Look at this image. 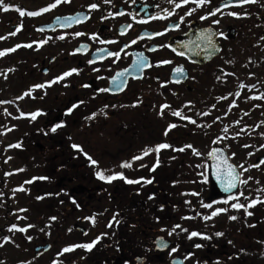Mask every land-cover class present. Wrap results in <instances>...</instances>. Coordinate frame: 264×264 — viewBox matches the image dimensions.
I'll return each instance as SVG.
<instances>
[{"label": "flooded vegetation", "instance_id": "obj_1", "mask_svg": "<svg viewBox=\"0 0 264 264\" xmlns=\"http://www.w3.org/2000/svg\"><path fill=\"white\" fill-rule=\"evenodd\" d=\"M21 1L25 12L21 30L24 40L19 49L14 48L15 51H12L15 52L14 57L9 56V67L13 69L22 66L18 74L24 77V81L38 82V85L45 86L24 89L22 86L16 88L14 83L12 90L7 88L6 92L14 99L21 97V91L26 90L28 94L23 96V101L27 104L31 100V93L40 100H48L51 106L48 120L54 115L57 123L64 119L63 112H67L66 117L76 121L79 116L90 113L87 106L93 111L101 108L108 119L113 118L114 125L110 130L116 129L118 135H121L126 101L118 96L122 93L114 92L117 96L110 102L111 96L107 95L109 91L100 90L108 89L116 73L131 66L137 59V53H142L150 66L143 69L141 74L140 68L136 67L133 74L128 76L123 92L129 90L127 101L137 102L138 98L141 101L145 96L146 104L169 103L173 106L174 103L189 102L191 95H194L195 101L206 109H216V117L221 115L217 113L219 105L226 101L236 102L232 133L238 137L235 142L237 144H227L225 147L227 151L241 152L236 153L233 161L238 167L243 165V168L240 167L241 181L247 183H240L237 192L233 194L213 199L207 175L208 156L201 162L204 167L200 174L196 175V171H192L191 165H188L191 162L184 158L175 162L170 150L166 174L149 177L151 188L147 197H152L156 202L153 203L154 207H148L141 195L143 174L136 167L142 166V163L139 161L138 164L136 160V163L126 167L122 177L111 181L112 185L103 186L102 190L95 192L83 191L88 193L91 200H105L106 209L119 214L117 227H113L116 232L112 230L110 236L106 230L103 239L91 242L95 254L88 257L87 264H173L176 256H181L184 264H264V176L255 175L256 171H264V163L259 162L258 168L250 167L255 165L259 155H264V147H261L264 145V0H246L242 3L239 0H208L199 7L189 0V3L180 8H175L168 0H111V3H105L104 0H71L70 3L62 2L45 12L40 10L48 8L55 0ZM93 3L98 8L91 9L89 6ZM217 8L220 11L214 16L208 15ZM169 11L173 14L168 15ZM28 12L40 14L29 16ZM188 12L191 14H186ZM75 13H82L83 17L72 26H55L50 30L42 28L52 24L57 16ZM16 18L14 12L3 15L4 24L10 25L11 35L13 30L21 29V26L15 27L18 24ZM177 24L179 27H175ZM206 29H212L215 35ZM191 31L193 36L185 38ZM77 32L81 35H75ZM220 33H224V36H220ZM93 34L96 39L92 38ZM61 36L64 38L61 39ZM203 36L208 39H201ZM133 40H136L135 44L131 43ZM217 40L221 50L204 64L192 62L187 55L206 57L212 54L211 51L215 49L214 41ZM161 45L165 47H160ZM109 52H120V56H110ZM180 52L184 55H179ZM89 60L94 62L90 64ZM163 60L171 63L158 66V62ZM175 68L183 70V75L178 80L173 73ZM72 69H77V72L63 76ZM185 70H188L189 76L184 81ZM38 75L46 78L40 80ZM57 77L63 78L56 80ZM124 78L125 74L119 79L124 82ZM224 78L227 81L223 82ZM10 79L14 81L12 77ZM50 81L55 82L49 85L47 82ZM223 88L228 91L224 92ZM145 89H150L149 95H144ZM135 92L138 97L132 95ZM150 97L154 100L149 101ZM110 103L119 105L116 109L118 112L111 111ZM73 105L77 107L69 113L67 110ZM52 125L45 121L44 131L43 128L26 129L23 134L24 145H33L47 152L58 151L63 145V140L58 138L61 128H57L54 134L47 135L46 131ZM132 132L137 134L138 131L134 129ZM46 135L47 141L41 143ZM246 135L256 143L243 141L242 137ZM128 150L137 149L130 144ZM245 151L248 153H243ZM60 157L58 153L56 158ZM244 168L248 170L244 171ZM60 171L61 165H56L54 172L57 174ZM55 180L57 182V178ZM129 180L137 182L128 183ZM8 184L9 178L5 180L1 176L0 202L9 198L8 189L4 188ZM41 184L45 182L41 181ZM58 185L60 186V182ZM43 187L45 186L41 185L40 189ZM191 187L194 198L201 200V205H212L211 208L203 206V216L217 208H225L227 211L219 215L226 219L221 218L219 223L205 222L199 228L190 223L183 227V223L176 220L175 188L185 196L191 194ZM96 194L100 196L93 197ZM225 200L228 201L227 204L224 203ZM254 200L260 202L247 207V212L251 215L243 208H231L233 203L248 206ZM160 201H163L162 204ZM4 216L5 214H0V219L9 218V214ZM230 216H236V219L231 220ZM175 225L180 227L172 231ZM180 228L182 230H176ZM199 231L201 237H192L196 241L188 238L191 232ZM9 232L10 225L7 222L0 224L1 238L8 239ZM169 232L172 234L169 235ZM216 233L222 235L217 236ZM159 236L172 242L169 249L159 251L156 248ZM197 244L201 247H195ZM4 248L5 246H1V254ZM172 248L177 250L172 252ZM139 255L144 259L137 263ZM3 260L6 262H2ZM11 262V257H0L1 264Z\"/></svg>", "mask_w": 264, "mask_h": 264}, {"label": "rangeland", "instance_id": "obj_2", "mask_svg": "<svg viewBox=\"0 0 264 264\" xmlns=\"http://www.w3.org/2000/svg\"><path fill=\"white\" fill-rule=\"evenodd\" d=\"M32 3H34V2H32ZM15 36H17L19 40L24 39V34L23 33H18ZM6 55L10 56L8 53L3 52V55L0 56V60L8 61V56H6ZM38 76H39L40 80H43V79L46 78L45 76H42V75H38ZM14 83H15V85H18V84H21V83H24V82H22L21 80H18L16 78L14 79V81H9V79H6V85L3 86V87L12 90V87H14ZM35 83L36 82H34L33 85ZM224 86H225V84H224ZM223 91L227 92L228 89L223 88ZM1 92H3V90L0 89V93ZM236 100H239V99H236ZM226 102L223 103V105L221 107L222 108L221 109L222 116H224L223 115L224 111L227 110L226 109ZM34 103L37 104V102H35V101H34ZM220 106L221 105H219V107ZM228 108H229V105H228ZM215 111H216V109L213 112H212V110L208 111L207 109H203V110L200 111L201 114L206 113V114L202 115L204 119L199 120L200 124H202V126H204V128H205L206 135L203 136L202 133L204 132V130H203L202 127H196L195 128V132L191 133V135L189 137L186 136L185 140H184L185 143H190V145H194V146L197 145V148H199L202 151V153L203 152L205 153L208 150L207 145H203V144L205 142L209 143V144L213 143L217 139V137H218L220 132H221V134H223V136H222V138H223L222 140L223 141L222 142H226L227 144H230L232 146H233V144H237V143L234 142L236 136L231 132V130H229L230 127H231V122H233L231 117L233 116L234 112L233 111L231 112V110H230L231 113L229 112V114L227 116L216 117ZM217 113L220 114V112H218V111H217ZM4 117H6V116H4ZM242 139H243V141L249 140L250 144L251 143H256L255 141H253L252 137H249L247 135L245 137H242ZM180 140H182V137H180ZM199 140H201L202 142L197 144ZM103 143L104 142H101L100 146L98 148L104 149L105 147L102 146ZM2 144L3 145L0 148L5 151L4 155L8 157L9 156L8 154L10 152L7 151V149H6V146L8 144L7 140L3 139ZM198 145H201L202 148L200 146H198ZM192 149H195V148H193V146H192ZM188 152H189V160L196 161V162L200 161V159H198V157H197L198 154H199L198 151H194V150L191 151L190 149H188ZM236 153L238 154V153H241V152H236ZM243 153H248V152L245 151ZM14 161L15 160H13V162ZM13 162L10 161V163H12L11 164L12 166L11 165L9 166V170H14L15 174H17L16 172L20 171V168L23 167V162L22 161H19V162H16V163H13ZM7 169H8V167H7ZM14 180H15L14 183H16L17 180L16 179H14ZM69 186L70 185H68V187L66 189L67 191L69 189ZM21 194H23V193H21V190L18 191V192H15V194H14V201H12L13 202L12 208H15L16 211L19 208L24 209L26 207L21 202V199H22L21 198L22 197ZM16 196H17V198H15ZM41 200L43 201V199H41ZM46 203H47L46 204L47 205V211L44 214H50L49 216H51V219L54 217L55 219H52V221L54 223H55V220L59 219V217L56 218V214H59V209H62L64 215H67L68 219L66 220L65 217H63L61 219V220H63V224H61L60 227H57V228L51 227V229H48V230L46 228V230L44 231L45 232V238H46L47 242L52 243L53 247L51 248V250L47 251V253L44 255V257H45L44 260H42V262L39 263V264H76L78 261L75 258V256H76L75 251L74 250H70L68 252H64L63 251L65 248H70L71 246H69V245H71L73 243V241L74 242L78 241L79 238H80L79 234L73 228V225H74V222H76L75 221L76 219L73 217V215L71 216L72 210H70L72 208L74 209L75 206L74 205L69 206L70 204H68V206H67V203H68L67 201H64L62 203V206H59V203L57 201H52V200H48V199H47ZM0 207L1 208H3V207L5 208V205H2ZM32 213L37 215V212H33L32 211ZM74 215L77 216L78 213H74ZM15 216L18 217L17 214H15ZM72 218H74V219H72ZM80 218L81 217H78V219H80ZM34 220L37 221L38 219L33 217V216H30L29 219H27V217H25V220H24L25 223H24V221H22V219L19 222H20V224H24L25 225L27 222L31 221V223H32V221H34ZM183 222L187 223L186 220H184ZM49 227L50 226H48V228ZM19 228H23V226L19 225ZM21 234H22V236H21ZM21 234L19 232H15V235L13 234V236H14L13 239H14V241H19L22 244L23 248L21 247V252H23L26 255L24 257V259H26V258L31 259L32 253L30 252V249H31V244L32 243H30V241H32V239H30L28 241L26 233L25 232H21ZM51 240H53V241H51ZM16 243H14V245H13L14 248H15V246L18 247L16 245ZM33 245L34 244H32V247H33ZM57 249H61L63 251V257L61 259H60V257H56V255H55V252L57 251ZM19 250H20V248H19ZM11 254L13 255L12 252H11ZM17 254L20 255L19 253H17ZM53 255H54V257L51 259V257ZM18 258H20V257H18ZM78 260H79V258H78Z\"/></svg>", "mask_w": 264, "mask_h": 264}, {"label": "snow or ice", "instance_id": "obj_3", "mask_svg": "<svg viewBox=\"0 0 264 264\" xmlns=\"http://www.w3.org/2000/svg\"><path fill=\"white\" fill-rule=\"evenodd\" d=\"M62 2H63V3H70L71 0H55V3L51 4L48 8L42 9V10H40V11H41V12L49 11L50 8H55V7H57V5H59V4L62 3ZM104 2H105V3H111V0H104ZM133 2H135V0H133ZM168 2H169V3H173L174 6H175V8H180L183 4H187V3H189V0H180V2H176V0H168ZM192 2H193V3H196V4H197V7H199L200 5H202V4H204V3H207L208 0H192ZM239 2H241V3H242V2H246V0H239ZM0 5L3 6V10H5V11H7V10L9 9V5L3 4V0H0ZM89 7H90L91 9H96V8H98V5L95 4V3H93V4H91ZM194 10H195V9H193V11H194ZM16 11H18V12L20 13L21 16L25 15V12H24V11H21L19 8H17ZM165 11H167V10H165ZM219 11H220V9L217 8V9H215L214 11L209 12L208 15H209V16H214V15L216 14V12H219ZM39 14H40V12H28V13H27V15H29V16H35V15H39ZM117 14L122 15L123 13H117ZM172 14H173L172 12H170V11L168 12V15H172ZM186 14L190 15L191 12H188V13H186ZM229 14H230V15H238L237 13H229ZM206 18H207V17H201V19H206ZM57 19L59 20V19H61V18L58 17ZM62 19L66 22L64 26H69V23L73 20V17H64V18H62ZM80 19H81L80 16H77V17H76V20H77V21H79ZM181 20H183V17H181ZM213 23H219V21H213ZM129 27H131V26L129 25ZM175 27H179V25L177 24V25H175ZM13 34H14V33H13ZM121 34H123V32H122ZM162 34H163V33H156V35H162ZM75 35L79 36V35H81V33L77 32V33H75ZM219 35L223 37V36H224V33H220ZM60 38L63 39L64 37L61 36ZM92 38H93V39H96L95 34H93V37H92ZM141 38H142V37H141ZM225 38H226V37H225ZM201 39H208V37H207V36H203V37H201ZM104 42H105V41H101V43H104ZM109 42L111 43V42H114V41H109ZM209 42H211V41H209ZM131 43H132V44H135V43H136V40L131 41ZM27 46H28V47H31V45H27ZM17 47H19V45H18ZM160 47H165V45H161ZM153 50H155V49H153ZM11 51H14V49H12ZM100 51H103V50H100ZM173 51H176V50L173 49ZM178 54H179V55H184L183 52H180V53H178ZM0 55H3V53H0ZM108 55H110V56H115L116 58H119V56H120V52H115V53H111V52H109ZM88 62L91 64V63H93L94 61L89 60ZM170 63H171V61L163 60V61H159V62H158V66H159V65L170 64ZM134 66H136V67L142 69V68H144V67H146V66H150V65L147 64V62H146V60H145V58H144V56H143L142 53H137V59L134 61ZM125 71H127V70H125ZM72 72H77V69H72L70 72H66V73H64L63 76H68V75H70ZM173 73H174L175 77H176L177 80H178V78L181 77V76L183 75V70H182L181 68H175V69H173ZM119 75H120V76H123V73H120ZM62 78H63V77H57L56 80H59V79H62ZM218 79H219V77H218ZM54 82H55V81H50V82H47V83L50 85L51 83H54ZM112 84L115 85V88H116L117 90H122V87H123L124 82H123L122 80H120L119 77H113V78H112ZM44 86H45V85L40 84V85H34L33 87H34V88H43ZM109 90H110V89H101L100 91H109ZM27 94H28V93H26V95H27ZM237 95H238V94H237ZM223 98H226V97H222V99H223ZM0 103H2V102H0ZM81 103H82V102H81ZM75 107H77V105H73L72 108H69L67 111L70 113V112L72 111V109L75 108ZM164 107H168V106H163V105L161 106V112H160L161 115H163V108H164ZM39 114H40L39 112H36V113H30V114H28V115H30L32 119H35L36 116L39 115ZM204 114H206V113H204ZM204 114H201V115H204ZM21 115H24V114L22 113ZM172 115L177 116V117H181V113L178 112V111L173 112ZM92 116L94 117V116H95V113H93ZM181 118H182V119L189 120V121H190L191 123H193V124L196 123V121L193 120L191 117H186V116H184V117H181ZM88 119H91V117H88ZM237 123H238V121H237ZM60 126H61V125H59V124L56 125L55 127H53V128L51 129V131L55 132L56 129H57L58 127H60ZM174 127H176L175 124H170V125L168 126L169 129L174 128ZM165 135H167V130H166V132H165ZM10 147H11V146H10ZM16 147H19V145H16ZM72 147H73L74 149H79V150L82 151V149L80 148L79 145L73 144ZM170 147H171V145H169V144H167V143H161V144H158V145L155 146V152L158 154L159 151H160L161 149H166V148H170ZM187 147H191V146H187ZM246 147H247V145H246ZM261 147H264V145H262ZM180 150L183 151V149H180ZM151 151H153V149L149 148V149H147V150L144 151L143 155H148ZM197 154H198V153H197ZM85 155H86V154H85ZM208 155H209V157H211L213 160H216V159H217V156H216L215 152H210ZM233 155H235V154L233 153ZM249 155H251V153H249ZM88 159H89V161L91 162V164H93V165H95V164L97 163V161L92 160V158H91L90 156L88 157ZM133 159H134V160H135V159H142V157H141V156H137V157H133ZM157 163H159L158 160H157ZM224 163L226 164V169L220 168V167H218L217 165H213V167H214V169H216V171H215L214 174L217 176L218 179H220L221 183H226V187H225V189H224L226 192H230V191L232 190V188H235V187L237 186V183H238V182H240V183H247V181H240V180H239V175H240V174L236 172V167H235V166H233V165H231V164H227L226 160L224 161ZM260 163H264V160H261ZM260 163L255 164V165H250V167H257V168H258V167L260 166ZM130 166H131V165H130V163H128V162H125V163H123V164L121 165V167H130ZM142 166H143V165H142ZM239 167L243 168V165H240ZM247 170H248L247 168H244V171H247ZM96 175H97V177H98L99 179H101V180H105V181H108V182H111L113 179L117 178V176H120V177L123 176L122 173H117V174L112 175V176H105L104 173H103L102 171H98V172L96 173ZM249 179H251V177H249ZM127 182H128V183H134V182H137V181H130V180H129V181H127ZM149 182H150V181H149ZM240 195H243V193H240ZM38 199H40V197H38ZM258 202H260V201H259V200H254V201H252L248 206H245V205H243V204H239V203H233V204H231V208H233V209H240V208H243V209L245 210V212H247V207H250L251 204H255V203H258ZM224 203L227 204L228 201L225 200ZM203 206H204V207H208V208H211V207H212L211 204H207V205H203ZM225 211H227V209H225V208H217V209H215V210L211 213V216H204L203 218H204L205 220H208V219H211L212 217L218 215L219 213H222V212H225ZM247 214H248V215H251L250 212H247ZM52 219H55V218L53 217ZM89 219H90V218H89ZM229 219H231V220H235V219H236V216H230ZM13 227L15 228L16 226L13 225ZM28 227H32V226L29 225ZM177 227H180V225H175V226L173 227L172 231H175V228H177ZM26 230H27L26 228H20V229H19V231H22V232H23V231H26ZM184 231H187V230L184 229ZM171 234H172V232H169V235H171ZM199 235H201V234H200V233H197V232H191V233L189 234V237H188V238L191 239L192 237H196V236H199ZM216 235H217V236H220V235H222V233H216ZM28 238L31 239V237H28ZM204 238H208V237H204ZM6 239H7V238H6ZM91 246H92L91 244H85V245H76V246H73V247L91 248ZM158 247H167V244L161 242V243L158 245ZM195 247H201V245L197 244V245H195ZM70 250H71L70 248H65L63 251H64V252H68V251H70ZM176 250H177L176 248H172V249H171L172 252H175ZM189 255H191V254H189ZM173 264H175V262H173Z\"/></svg>", "mask_w": 264, "mask_h": 264}, {"label": "water", "instance_id": "obj_4", "mask_svg": "<svg viewBox=\"0 0 264 264\" xmlns=\"http://www.w3.org/2000/svg\"><path fill=\"white\" fill-rule=\"evenodd\" d=\"M214 152L217 153V154L220 156V158L225 159V154H224V152H223L220 148H216V149L214 150ZM224 161H225V160H224ZM224 161H222V164L226 165V164L224 163ZM226 162H227V164H229V162H228L227 159H226ZM210 165H211V178H212V181L214 182L215 185H216V184H217V185H218V184L221 185L222 183H221L220 179H218L217 176L214 174L216 170H214L213 165H217V159H216V160L211 159V161H210ZM236 172L238 173L237 170H236Z\"/></svg>", "mask_w": 264, "mask_h": 264}]
</instances>
